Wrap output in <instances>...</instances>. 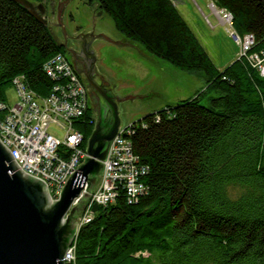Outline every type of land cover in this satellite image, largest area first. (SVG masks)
Listing matches in <instances>:
<instances>
[{"label": "trees", "instance_id": "trees-1", "mask_svg": "<svg viewBox=\"0 0 264 264\" xmlns=\"http://www.w3.org/2000/svg\"><path fill=\"white\" fill-rule=\"evenodd\" d=\"M85 1L124 39L206 88L133 123L145 191L130 201L121 190L100 207L79 231L74 264H264V0H213L241 38L254 37L224 70L172 0ZM59 53L43 23L0 0V102L18 77L46 95L53 82L43 65ZM82 131L85 147L93 126Z\"/></svg>", "mask_w": 264, "mask_h": 264}, {"label": "built area", "instance_id": "built-area-1", "mask_svg": "<svg viewBox=\"0 0 264 264\" xmlns=\"http://www.w3.org/2000/svg\"><path fill=\"white\" fill-rule=\"evenodd\" d=\"M212 8L232 41L240 47V56L246 55L254 45V37L241 38L234 29L230 12L216 9L214 4ZM253 58L261 68L259 57ZM43 70L53 82L46 95H39L28 87L24 77H18L13 81L18 103L10 106L7 102H0V141L12 152L21 169L43 180L51 198L58 200L67 179L87 157L82 126H94L95 115L88 106L87 89L66 55L59 53L51 57L44 63ZM52 123L67 131L64 141L48 133ZM132 126L133 123L123 128L114 140L103 162L100 181L81 215L82 225L89 223L96 214L94 205L107 207L113 204L121 190L130 201L144 193L141 178L146 169L139 165L128 139ZM88 189L89 185L85 183L74 205L82 200ZM65 260L67 264L75 263L74 246Z\"/></svg>", "mask_w": 264, "mask_h": 264}, {"label": "water", "instance_id": "water-1", "mask_svg": "<svg viewBox=\"0 0 264 264\" xmlns=\"http://www.w3.org/2000/svg\"><path fill=\"white\" fill-rule=\"evenodd\" d=\"M12 1L46 25L43 15L48 0L38 5L29 0ZM49 7L54 15L53 0ZM59 25L63 28L66 46V37L70 36L60 21ZM100 36L99 39L115 46H131L129 42L115 41L104 34ZM95 37L93 33L71 37L81 41V52L69 50L74 54L75 69L86 76L83 80L89 95L88 106L94 109L97 119L87 141V157L67 179L60 198L53 200L45 182L25 173L0 141V264H67L66 256L83 226L81 215L103 173V162L114 140L125 128L121 105L137 96H119L116 85L96 72V57L89 49ZM85 183L89 185L88 193L74 205ZM99 210L100 207L94 205V213Z\"/></svg>", "mask_w": 264, "mask_h": 264}, {"label": "rangeland", "instance_id": "rangeland-1", "mask_svg": "<svg viewBox=\"0 0 264 264\" xmlns=\"http://www.w3.org/2000/svg\"><path fill=\"white\" fill-rule=\"evenodd\" d=\"M29 1L38 5L35 0ZM49 2L51 4L52 0ZM53 2L55 10H58L64 24L71 31L75 32L79 28L94 30L93 11L85 0H53ZM172 2L219 70H224L239 58L241 49L231 40L227 28L216 18L211 8V0H172ZM97 20L99 32L115 41L131 43V46L119 47L98 41L96 47L101 60V69L116 85L118 95L137 96L127 99L121 105L124 127L167 106L194 98L206 88L204 80L196 73L180 71L165 61L149 56L141 45L124 39L115 29L110 17L102 14ZM6 97L10 106L18 103V93L13 85L6 90ZM204 99L206 100V97ZM48 133L57 140L64 141L67 131L52 123Z\"/></svg>", "mask_w": 264, "mask_h": 264}, {"label": "flooded vegetation", "instance_id": "flooded-vegetation-1", "mask_svg": "<svg viewBox=\"0 0 264 264\" xmlns=\"http://www.w3.org/2000/svg\"><path fill=\"white\" fill-rule=\"evenodd\" d=\"M43 0H39L37 1L38 4L42 3ZM49 0L47 1L46 3V13L43 15L44 17V20L46 21V25H44L47 30L49 31V34L51 35L52 39L54 40V42H56V44L59 46V48H62L64 50V53L65 55L68 57V59L70 60L76 74L79 76V78L81 79V81L84 83V80L86 78V76L82 73L84 72H78L75 67H74V64H73V61H74V54L73 52H71L69 49H72L76 52H81V41L80 39L78 38H71L73 36H78L80 34H91L93 33V35H95L96 37L91 41L90 45H89V49L95 54V57H96V72L99 74V75H102L105 80L108 81V83H111V84H114L110 78V76L108 74H106L102 69H101V66H100V63H101V60L98 56V51H97V42L98 41H101V42H106V41H103L99 38H101L100 35H103L102 32H99L98 29H97V24H98V17L101 14V11L94 5H89L91 7V10L93 11V17H94V23H95V26L96 28L92 31L91 30H84L82 28H79V29H76L75 32L71 31L67 25L64 24V21L62 20L61 18V14L58 13V10L56 9L55 10V14L53 15L51 10H50V7H49ZM59 21L64 25L65 27V30L67 32V35L70 36V37H66V46H65V36H64V31H63V28L59 25ZM93 28V27H92ZM107 43V42H106ZM85 85V83H84ZM86 87V85H85ZM87 89V87H86ZM116 91V89H115ZM117 93V91H116ZM87 94H88V91H87ZM88 100H89V95H88ZM91 111L94 113L95 115V123H94V126L93 128L95 127V124H96V113L94 111L93 108H90Z\"/></svg>", "mask_w": 264, "mask_h": 264}, {"label": "crops", "instance_id": "crops-1", "mask_svg": "<svg viewBox=\"0 0 264 264\" xmlns=\"http://www.w3.org/2000/svg\"><path fill=\"white\" fill-rule=\"evenodd\" d=\"M211 8H212V4H214V2H213V0H211ZM177 8V7H176ZM217 8V7H216ZM218 9V8H217ZM212 11H213V13L215 14V12H214V9L212 8ZM215 16H216V14H215ZM216 18L219 20V18L216 16ZM219 22L221 23V21L219 20ZM222 24V23H221ZM223 25V24H222ZM232 40V39H231Z\"/></svg>", "mask_w": 264, "mask_h": 264}]
</instances>
